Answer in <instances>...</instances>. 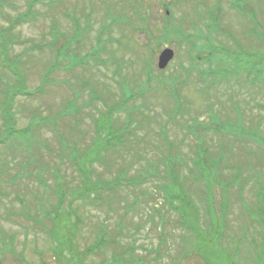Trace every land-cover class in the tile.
I'll use <instances>...</instances> for the list:
<instances>
[{
	"label": "rangeland",
	"instance_id": "374dc122",
	"mask_svg": "<svg viewBox=\"0 0 264 264\" xmlns=\"http://www.w3.org/2000/svg\"><path fill=\"white\" fill-rule=\"evenodd\" d=\"M135 1L144 23L128 10ZM229 1H221V31L210 35L208 19H220L214 0H0V242L5 237L8 248L0 243V264H66L65 252L54 256L52 236H60L54 219L63 190L61 212L73 211L80 253L107 233L127 264H202L187 255L194 237L165 202L168 171L194 201L198 226L208 230L213 214L222 243L252 264L245 257L264 239V0L235 8ZM170 12L184 43L155 48L138 29H161ZM199 33L216 47L235 48L234 39L246 50L215 55L208 66ZM164 48L175 56L159 71ZM57 49L65 54L58 61ZM227 57L233 65L223 69ZM18 87L29 94H15L14 130L31 131L9 137L3 110ZM111 109L122 142L92 165L91 180L103 184L100 198L71 201L82 186L80 156L92 145L93 120L101 123ZM241 114L245 135L237 130ZM207 183L215 186L206 203ZM113 254L111 244L95 249L84 264Z\"/></svg>",
	"mask_w": 264,
	"mask_h": 264
},
{
	"label": "trees",
	"instance_id": "16d2710c",
	"mask_svg": "<svg viewBox=\"0 0 264 264\" xmlns=\"http://www.w3.org/2000/svg\"><path fill=\"white\" fill-rule=\"evenodd\" d=\"M242 4L238 1L235 2L234 8L237 6H241ZM140 5L137 1L133 2L128 6V10L131 11L132 17L136 18L138 22L142 21L143 23L146 22V18L143 17L141 13V9L139 10ZM167 12V10H166ZM171 17H166L165 22L163 23L161 29H158L154 31L153 29H150L148 25L146 26H140L139 31H141L144 35L147 37V42H155V48L160 47L163 44H167L168 42L176 41L178 44L184 43V40L186 38V34L180 29V25L177 26L173 22L169 21ZM20 19L26 20V16H22ZM221 19V17H220ZM220 19H217V17L211 15V17L207 21L206 29L208 30L209 34H217L220 31L221 23L219 22ZM74 21V20H73ZM133 20L129 21V27L133 24H130ZM133 23H136L133 21ZM139 26V25H138ZM215 27V28H214ZM198 37H202L201 33L198 34ZM188 38V35H187ZM0 39H2V36H0ZM189 39V38H188ZM190 40V39H189ZM213 39H211L209 36L205 37V45L202 46L203 52H206L207 56H209V64H212V58L215 55H227L231 56L233 55V51L230 48L225 47L223 44H219L220 47H216L213 42ZM148 44V43H147ZM194 46V45H193ZM5 47V45H4ZM208 50V51H207ZM237 51V50H236ZM238 53H242V51H238ZM73 54V53H72ZM64 52L61 51V49L56 50V60L60 58V56H64ZM71 55L70 57H72ZM228 58V57H227ZM225 65L232 66L233 64L230 63V58L226 61ZM224 66V65H223ZM226 66L223 67L225 69ZM231 72L234 71V66L230 67L229 69ZM249 71H252V69H246V75L249 78L250 75L248 74ZM22 93V94H29L28 92L24 91L23 87H18L14 89L13 91L9 92V96L7 97V102L5 103V108L3 110V118H4V129L7 136H13L15 133H19L21 135L27 136L29 134L28 129L24 130H14V121L12 119L11 115V106L13 103V99L15 97L16 93ZM114 109L108 110L106 114H100L101 117H103L102 122L100 123V117H97L95 120H93L94 123V139L92 140V145L85 150V152L80 156V159L83 162V169H79L80 172L83 174V182L82 186L78 188L75 193L72 195L71 201L81 200V201H90V200H99L100 193L103 189V184L101 181H92L91 180V172H92V165L94 163L99 162L102 160V152L107 151L109 149H113L117 146H121L122 139L117 138L116 136L123 132L117 133L112 128V122L111 117L114 113ZM99 115V116H100ZM243 114L240 115L239 119V127L237 128L238 134L242 133V135L246 134V126L242 125L241 118ZM131 123H128V127L126 129H129ZM31 129V128H30ZM189 131H193L190 130ZM197 131V130H196ZM198 132V131H197ZM241 135V134H239ZM105 138V145L103 148L97 149L98 145L100 144L101 139ZM233 144L239 143L243 144L244 141L239 140L232 142ZM97 149V150H96ZM198 152L200 149H197ZM200 153L203 154L202 151ZM201 154V155H202ZM200 157H198L199 159ZM88 159V161H86ZM203 159V158H202ZM207 161V160H206ZM84 163H86L84 165ZM207 171H210L209 168H206ZM169 177L172 179L171 184L169 188L165 190V202L168 203V205L172 208L173 211L178 213L181 223L188 229V231L193 235L194 241H191V249L188 251L187 255L194 252L195 255L201 260L202 264H246V262L243 260V262H240V258L238 256V248L233 249L231 248V242L228 243H222V238L224 235V229H220L219 222H215L213 220V214L210 215V223H209V229L204 230L201 227L198 226L197 219V208L192 200V198L189 196V194L186 191H183L180 187L181 184L179 180L175 177L173 171L169 172ZM203 174V173H202ZM195 175V173H193ZM197 176H201V173ZM215 172L212 171V177H215ZM215 186L214 183H207L206 184V203L211 199V190ZM59 190L63 189L62 186L58 185ZM59 195L58 200V206L57 208H60V213L55 215L56 221H54L55 227H60V236L56 238L55 234H53V238L56 241L57 246H55L54 249V256H56L58 259H61L63 257L62 255L65 252L68 255V258L66 260V264H84V260L87 257L88 254H91L95 249H101L103 247H107L113 245L114 246V254L110 259H105L101 264H127L128 260H125L122 258L120 253H117L116 250L118 249V245H116V241L114 239L107 238V233H101L95 242L88 248L85 249L84 252L80 253L78 251V248L75 244V234L77 232L76 225L71 224L70 217L74 216L72 215V210H69L67 213L61 212V207L63 204V201L67 195V192L63 190V193L57 192ZM60 194H62L60 196ZM62 197V199L60 198ZM212 206V204H209ZM206 206H208L206 204ZM210 208V207H209ZM225 210L223 208V215H225ZM55 214V213H54ZM45 218H49L48 214L45 215ZM258 219L257 217L255 218ZM79 223V221L77 222ZM224 225V224H223ZM222 225V226H223ZM211 229V230H210ZM264 231V230H263ZM5 237H2L1 244L5 247L4 249H8L7 244L5 242ZM251 242H255L253 240H250ZM258 249V248H256ZM2 250L0 249V254ZM63 253V254H62ZM185 256L183 259L188 258L189 256ZM246 261L247 259H250L252 264H264V239L261 241V246L259 249V252H251L247 257H245ZM125 260V261H124ZM173 264H179L178 262H175Z\"/></svg>",
	"mask_w": 264,
	"mask_h": 264
},
{
	"label": "flooded vegetation",
	"instance_id": "af4514ba",
	"mask_svg": "<svg viewBox=\"0 0 264 264\" xmlns=\"http://www.w3.org/2000/svg\"><path fill=\"white\" fill-rule=\"evenodd\" d=\"M221 1L222 0H214V4H215V6H214V8H215V13L218 15V16H220L221 17V15L223 14V11H222V9H221ZM240 2L241 4H242V6H246V0H230L229 2H230V6H231V8H234V5H235V2ZM220 23H221V19H220ZM220 29V28H219ZM221 31V30H220ZM203 37V36H202ZM199 39H201V40H203V39H205V38H201V37H199ZM233 39V38H232ZM233 41H234V46H235V48H230V49H232V50H237V52L238 51H241L242 49H245L246 50V48L245 47H243V46H241V45H239V43H237L234 39H233ZM227 48H229V47H227ZM186 60H188L187 58H186ZM202 60V58L201 57H197L196 58V61H195V64H196V66H201L200 65V61ZM208 66H214V64H208ZM207 66V67H208ZM224 66H228V65H225L224 64ZM245 118V115H243L242 116V118L241 119H244Z\"/></svg>",
	"mask_w": 264,
	"mask_h": 264
},
{
	"label": "water",
	"instance_id": "95a60500",
	"mask_svg": "<svg viewBox=\"0 0 264 264\" xmlns=\"http://www.w3.org/2000/svg\"><path fill=\"white\" fill-rule=\"evenodd\" d=\"M173 56H174V53L171 49L169 48L163 49L158 56L157 68L159 70L165 69L166 66L169 64V62L172 60Z\"/></svg>",
	"mask_w": 264,
	"mask_h": 264
}]
</instances>
